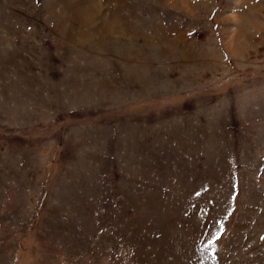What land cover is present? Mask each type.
I'll return each instance as SVG.
<instances>
[{
	"label": "rangeland",
	"instance_id": "1",
	"mask_svg": "<svg viewBox=\"0 0 264 264\" xmlns=\"http://www.w3.org/2000/svg\"><path fill=\"white\" fill-rule=\"evenodd\" d=\"M0 264H264V0H0Z\"/></svg>",
	"mask_w": 264,
	"mask_h": 264
}]
</instances>
